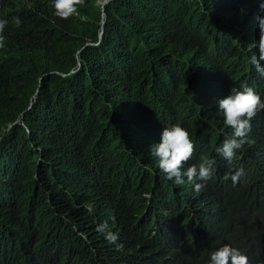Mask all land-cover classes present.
Returning a JSON list of instances; mask_svg holds the SVG:
<instances>
[{"label":"trees","instance_id":"obj_1","mask_svg":"<svg viewBox=\"0 0 264 264\" xmlns=\"http://www.w3.org/2000/svg\"><path fill=\"white\" fill-rule=\"evenodd\" d=\"M72 1L62 0L48 12L45 0H3L0 232L12 229L61 248L77 229L87 238L85 264H101L118 256L94 222L118 227L125 252L159 223L176 241L179 264H206L225 245L245 252L246 262L261 258L264 165L243 163L240 153L229 165L216 160L210 180L219 177L225 187H213L212 205L203 212L190 205L172 216L152 208L158 199L145 197V189L132 195V183L121 172L132 161L123 146L128 131L180 124L175 115L184 114L183 83L192 69L186 68L192 49L179 46L175 22L184 18V32L205 39L214 0L190 7L184 3L191 0H77L66 12ZM158 30L170 40V57L164 51L153 59L143 50ZM232 166L238 169L234 185L224 181ZM178 175L194 178L185 168ZM159 180L168 185L166 170ZM96 195L100 203L92 214L79 216L82 198Z\"/></svg>","mask_w":264,"mask_h":264},{"label":"clouds","instance_id":"obj_2","mask_svg":"<svg viewBox=\"0 0 264 264\" xmlns=\"http://www.w3.org/2000/svg\"><path fill=\"white\" fill-rule=\"evenodd\" d=\"M61 1L45 0L47 11L54 12ZM107 1L102 0L101 4ZM75 2L66 12L73 11ZM195 2L184 4L190 7ZM2 9L0 0V14ZM101 16L98 36L103 13ZM207 16L211 30L205 39L184 32V18L175 22L179 46L187 43L192 49L186 60V68L192 69L183 83L184 114L175 115L180 124L162 123L140 133L130 130L123 142L132 161L121 172L132 183V195L145 189V197L158 199L152 208L162 215H175L190 205L203 212L212 205L213 187H225L219 177L210 180L216 160L229 165L240 153L243 163L250 159L264 165V0H214ZM146 41L143 50L153 59L161 57L164 51L169 57L174 52L167 44L170 40L164 30L151 34ZM170 64L177 68L176 63ZM182 168L194 178L179 176ZM233 169L230 167L224 177L230 185L237 181L238 169ZM163 170L168 172L167 186L159 180ZM34 177L35 168L31 171V178ZM240 177L242 181L247 178L243 166ZM100 198H82L79 216H90ZM126 201L135 202L127 198ZM70 228L73 230L75 224ZM94 228L118 256L114 263L101 264H179L173 248L176 241L161 230L159 223L150 229L148 238L134 242L128 252L123 249L118 227L94 222ZM74 233L66 245L55 248L53 242L25 238L12 229L1 231L0 264H85L87 238L80 230L74 229ZM258 242H264V229ZM217 248L226 249L211 256L206 264H264V255L246 262L243 259L249 258L247 254L232 245Z\"/></svg>","mask_w":264,"mask_h":264}]
</instances>
